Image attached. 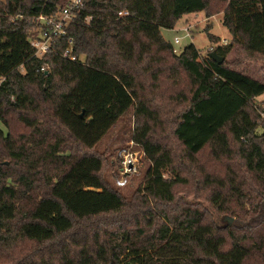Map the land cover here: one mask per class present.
Wrapping results in <instances>:
<instances>
[{
    "label": "trees",
    "instance_id": "1",
    "mask_svg": "<svg viewBox=\"0 0 264 264\" xmlns=\"http://www.w3.org/2000/svg\"><path fill=\"white\" fill-rule=\"evenodd\" d=\"M67 3L0 1V264H115L116 250L127 252L123 264H264V130L257 133L264 123L252 106L264 81L227 59L237 46L264 58V0H85L55 44L63 51L72 39L84 60L37 57L29 40L37 17ZM216 6L232 35L223 45L209 33L224 61L194 43L174 52L162 29L189 13L212 17ZM168 58L192 84L172 140L191 163L208 146L228 161L223 177L205 180L218 184L212 201L236 216L234 223L226 216L217 226L192 203L160 208L176 200L175 185L184 180L170 167L173 148L152 125L162 121L166 107L158 100L166 93L160 85L151 98L141 93L142 67ZM131 108L140 122L132 139L151 165L144 184L125 197L106 182L104 159L91 150ZM109 215L121 222L119 245L110 248L99 232L72 237L77 226ZM133 221L142 229L136 235Z\"/></svg>",
    "mask_w": 264,
    "mask_h": 264
},
{
    "label": "rangeland",
    "instance_id": "2",
    "mask_svg": "<svg viewBox=\"0 0 264 264\" xmlns=\"http://www.w3.org/2000/svg\"><path fill=\"white\" fill-rule=\"evenodd\" d=\"M1 2H7V0H0ZM215 7L214 16L208 17L205 12H196L183 15L177 22L174 28L162 29V35L166 41L170 42L176 52L180 53L183 49L194 43L200 50L202 55L207 54L208 48L215 43L209 38V33H213L219 36L220 41L222 39H229L231 33L229 29L223 24V8ZM189 27L191 30V36L187 35L184 28ZM176 37L180 38L179 42H175ZM229 42V41H228ZM175 52V51H174ZM83 58V57H82ZM230 64L236 68L247 71L250 75L260 81H264V58L259 56L246 55L238 46L228 56ZM151 68H146L145 65L143 71V84L145 88H142L141 93L153 97V92L156 86H161L162 91L166 93V100H158L164 107L161 110V119L159 123H153L154 130L157 132V137L164 143L169 145L174 150V163L170 166L174 172H179L181 178L184 180L175 185L174 191L176 194V200L167 204L164 203L160 208L164 207L171 210H179L185 204L190 203L203 210L207 216L208 221L214 222L217 226H225L228 220L226 216L233 218L232 223L237 221V217L228 213L224 206L223 209L218 204L212 201V197L215 192L220 190L217 183H211L212 181H206L205 175H212L215 177H223L225 173V164L227 160H217L216 157L210 152L208 146L199 156V163H191L187 161L184 156V152L179 148L177 143L172 140V132L175 122L178 119L179 113L188 106V99L191 96L192 84L186 74L174 63L173 58H168L167 62H159L154 59L151 61ZM169 67V70L167 68ZM141 68V67H140ZM157 76V78H155ZM143 85V86H144ZM144 89V90H143ZM160 89H158V92ZM252 106L258 116V119L264 123V93L256 97L252 103ZM0 124H2L0 122ZM138 123L134 114V108H131L124 117H122L118 123L110 130V132L98 143V145L91 151L99 154L104 159L103 175L108 184L116 185L115 180L119 176V162L117 160L119 148L129 145L133 140V135ZM263 124H260L257 128V133L263 132ZM22 126V132L24 131ZM159 133V134H158ZM141 149L140 146H135V150ZM145 152V151H144ZM138 172L130 175L128 178V184L121 187V193L125 197H130L132 194L144 184V178L147 170L151 165L150 160L147 158L146 153L140 154L138 158ZM170 168V169H171ZM172 171V170H171ZM172 171V172H173ZM171 173L167 171L165 176H169ZM212 179V178H211ZM211 183V184H210ZM225 192L233 194L230 188H226ZM235 202L232 206H235ZM149 207L145 210H151ZM116 215H109L100 218H95L82 226H77L72 232V237L78 236L81 232L88 233L89 236H93L96 232L100 235H104V240L110 243L112 246H117L121 243V238H117L118 228L121 222H117ZM123 223V222H122ZM231 223V224H232ZM136 224L133 221L129 228H133L135 235L142 229H136ZM148 225H146V228ZM117 263L123 264L125 262V254L121 250H116ZM112 252H110L111 256Z\"/></svg>",
    "mask_w": 264,
    "mask_h": 264
},
{
    "label": "built area",
    "instance_id": "3",
    "mask_svg": "<svg viewBox=\"0 0 264 264\" xmlns=\"http://www.w3.org/2000/svg\"><path fill=\"white\" fill-rule=\"evenodd\" d=\"M85 0H68L66 6L62 9H59L54 14H45L41 13L37 17L38 28L35 31V34L30 37V43L35 50V55L39 58L49 54L55 53L59 54L64 59L71 61L80 62L84 60L82 57H77L73 52V40L70 39L68 46L63 50L59 51L55 48L57 40L63 37L66 34V27L76 16L75 9L84 6ZM120 15L127 14L126 11L119 12ZM91 16L87 17L86 20L90 21ZM187 35L191 36V30L189 27L184 28ZM180 38L176 37L175 42H179ZM220 44H227V39H222ZM214 45L208 48L206 56H209V53L214 51ZM176 52V50H175ZM41 72H44L46 75L50 72V64L44 62L40 68ZM135 146H139L137 142L131 140L129 145L119 148L117 160L119 162V176L116 178L115 182L119 187H124L128 184V178L130 175L138 172V158L144 150L141 148L135 150Z\"/></svg>",
    "mask_w": 264,
    "mask_h": 264
},
{
    "label": "water",
    "instance_id": "4",
    "mask_svg": "<svg viewBox=\"0 0 264 264\" xmlns=\"http://www.w3.org/2000/svg\"><path fill=\"white\" fill-rule=\"evenodd\" d=\"M209 57L213 58L214 60H216L218 63H222L224 61V57H221L217 54V52L212 51L209 53ZM233 218H231L232 220ZM131 264V263H130Z\"/></svg>",
    "mask_w": 264,
    "mask_h": 264
},
{
    "label": "crops",
    "instance_id": "5",
    "mask_svg": "<svg viewBox=\"0 0 264 264\" xmlns=\"http://www.w3.org/2000/svg\"><path fill=\"white\" fill-rule=\"evenodd\" d=\"M216 35V34H215ZM218 36V35H217ZM231 39H232V35L230 36V38L229 39H227L229 42L231 41Z\"/></svg>",
    "mask_w": 264,
    "mask_h": 264
}]
</instances>
